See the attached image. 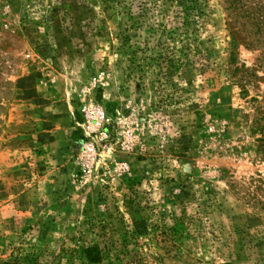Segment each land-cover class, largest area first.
I'll use <instances>...</instances> for the list:
<instances>
[{
	"label": "rangeland",
	"instance_id": "obj_1",
	"mask_svg": "<svg viewBox=\"0 0 264 264\" xmlns=\"http://www.w3.org/2000/svg\"><path fill=\"white\" fill-rule=\"evenodd\" d=\"M231 1L0 0V264H264V36Z\"/></svg>",
	"mask_w": 264,
	"mask_h": 264
},
{
	"label": "trees",
	"instance_id": "obj_2",
	"mask_svg": "<svg viewBox=\"0 0 264 264\" xmlns=\"http://www.w3.org/2000/svg\"><path fill=\"white\" fill-rule=\"evenodd\" d=\"M249 0H246V2ZM253 1V0H251ZM245 0H232L231 7L235 11H240L241 19L244 20L242 26L248 30L250 35H259L260 38L264 36V5H258L254 8L244 3ZM78 132H76L75 136ZM86 257L91 264H100L103 261L101 250L96 248L88 249Z\"/></svg>",
	"mask_w": 264,
	"mask_h": 264
}]
</instances>
